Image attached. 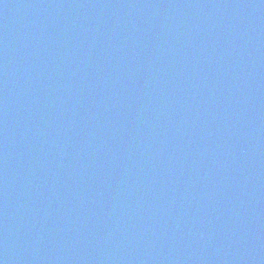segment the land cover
<instances>
[{
  "label": "water",
  "instance_id": "1",
  "mask_svg": "<svg viewBox=\"0 0 264 264\" xmlns=\"http://www.w3.org/2000/svg\"><path fill=\"white\" fill-rule=\"evenodd\" d=\"M0 264H264V0H0Z\"/></svg>",
  "mask_w": 264,
  "mask_h": 264
}]
</instances>
